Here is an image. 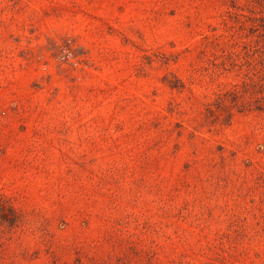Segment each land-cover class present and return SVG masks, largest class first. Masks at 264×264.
<instances>
[{
    "label": "rangeland",
    "instance_id": "374dc122",
    "mask_svg": "<svg viewBox=\"0 0 264 264\" xmlns=\"http://www.w3.org/2000/svg\"><path fill=\"white\" fill-rule=\"evenodd\" d=\"M0 264H264V0H0Z\"/></svg>",
    "mask_w": 264,
    "mask_h": 264
},
{
    "label": "built area",
    "instance_id": "2783aa9c",
    "mask_svg": "<svg viewBox=\"0 0 264 264\" xmlns=\"http://www.w3.org/2000/svg\"><path fill=\"white\" fill-rule=\"evenodd\" d=\"M59 56H60L61 61L64 63H69L72 65L76 64L73 53L68 49L62 48L59 53Z\"/></svg>",
    "mask_w": 264,
    "mask_h": 264
}]
</instances>
